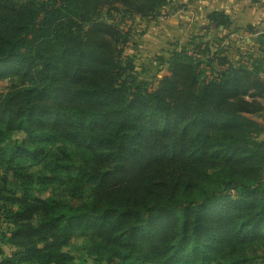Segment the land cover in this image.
I'll use <instances>...</instances> for the list:
<instances>
[{"label":"trees","instance_id":"16d2710c","mask_svg":"<svg viewBox=\"0 0 264 264\" xmlns=\"http://www.w3.org/2000/svg\"><path fill=\"white\" fill-rule=\"evenodd\" d=\"M168 5L0 0V264H74V239L97 264H244L264 247V58L190 40L142 80L132 24Z\"/></svg>","mask_w":264,"mask_h":264},{"label":"rangeland","instance_id":"374dc122","mask_svg":"<svg viewBox=\"0 0 264 264\" xmlns=\"http://www.w3.org/2000/svg\"><path fill=\"white\" fill-rule=\"evenodd\" d=\"M170 5L172 6H170L168 10H164L163 13L159 14L155 19L137 20L132 24V37L130 43L125 48L124 55L134 59L137 73L142 80H147L154 86L157 85L158 81L167 74V66L162 65L158 59L163 58V60H167L169 58V53L174 48L179 49L190 40L194 42H200L201 40L203 42H208L210 44V52L212 53L217 52L219 49H228L231 52V56L237 57L238 55H242L240 52L237 53L235 45L227 46L226 43H223L225 40L224 34H218L216 31L209 34L203 31V23H201L198 18H194L192 21L189 18L188 23L193 24V28L177 25V18L174 16L176 11H171V8L179 4L172 3ZM233 41L237 43L235 37ZM253 55L254 53L252 52L250 56L253 57ZM258 57L262 58V55L258 54L253 58L257 59ZM8 85L9 82L5 81L0 89V93H5ZM261 103L264 105V98L261 100ZM255 119L264 125V115L256 116ZM10 139V141L14 143L21 142L25 139V135L23 133H14ZM260 139L264 140V133L260 136ZM75 152L79 156L84 154L80 149H75ZM41 170L42 166H33L30 168V171L34 172H39ZM61 193V188L49 186L45 191L36 194L41 198H48L51 195ZM2 230H6V225L0 220V231ZM72 244L70 251L75 257L74 264H97L91 258L85 256L80 250V248L85 245L83 239H74ZM11 251L12 250L6 245H0V259L10 255ZM247 255L248 261L244 264H264V247H253L248 250Z\"/></svg>","mask_w":264,"mask_h":264},{"label":"crops","instance_id":"0c3cea01","mask_svg":"<svg viewBox=\"0 0 264 264\" xmlns=\"http://www.w3.org/2000/svg\"><path fill=\"white\" fill-rule=\"evenodd\" d=\"M171 1L179 4L171 8V11H176L174 16L177 18V25L193 28L194 25L188 23V20L198 18L203 23V31L224 34L223 43L227 46L235 45L241 54L250 55L253 52V57L259 54L264 58V0H169L170 4ZM170 4L164 10H168L172 6ZM214 12L228 17L229 25L225 29H206L208 16ZM234 37L237 43L233 41Z\"/></svg>","mask_w":264,"mask_h":264}]
</instances>
